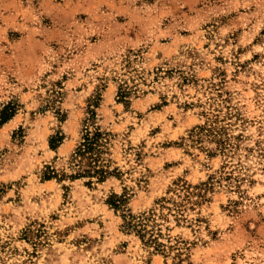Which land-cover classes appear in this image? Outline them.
Instances as JSON below:
<instances>
[{"label": "rangeland", "instance_id": "rangeland-1", "mask_svg": "<svg viewBox=\"0 0 264 264\" xmlns=\"http://www.w3.org/2000/svg\"><path fill=\"white\" fill-rule=\"evenodd\" d=\"M96 100L118 174L89 183L69 157ZM8 105L0 264H264V0H0ZM181 185L201 201L161 218ZM151 209L164 250L123 226Z\"/></svg>", "mask_w": 264, "mask_h": 264}, {"label": "trees", "instance_id": "trees-1", "mask_svg": "<svg viewBox=\"0 0 264 264\" xmlns=\"http://www.w3.org/2000/svg\"><path fill=\"white\" fill-rule=\"evenodd\" d=\"M127 91H120L119 96L125 97ZM92 109H89L90 116L84 121V126L82 127V136L78 145L74 148L73 152L69 157V165L72 168L71 173L68 175L72 179L76 178H89V183L103 182L109 176L117 175L118 168H111L108 159L104 155L108 152L109 138L112 133L108 130L103 129L100 125L96 124V111L95 108L98 106V101L96 100L91 104ZM90 107V106H89ZM13 113V108L11 106H6L0 112V123L8 119ZM217 118L214 117L209 121L207 125L203 124L198 126V133L206 132L212 138L216 139V143L221 148H224L226 143L221 138L222 127L215 125ZM62 137L56 135L50 139V146L56 147L60 143ZM52 172L48 171L45 174V178H48ZM204 185V184H203ZM180 188L184 190V196L187 198H162L160 200V206L162 209H166L165 214H161V218L166 217L167 213L174 214L178 218L185 219V212L188 208H191L193 204L200 202L202 198H188L190 196L189 185H181ZM194 189H199L200 186H193ZM121 198L117 203L113 202L114 205H118ZM160 223L155 219V214L153 210L148 212H142L139 215H129L128 220L124 221V229L127 232H134L142 240L145 238V243L152 245L157 250H164L166 247L164 242L160 240L161 229Z\"/></svg>", "mask_w": 264, "mask_h": 264}]
</instances>
